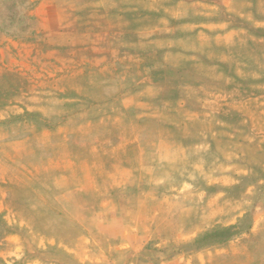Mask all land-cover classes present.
<instances>
[{"label": "rangeland", "instance_id": "obj_1", "mask_svg": "<svg viewBox=\"0 0 264 264\" xmlns=\"http://www.w3.org/2000/svg\"><path fill=\"white\" fill-rule=\"evenodd\" d=\"M131 1L157 10L144 16L132 12L121 22L129 24L131 30L138 29L142 22H147V27L153 22L166 26L187 16L197 23L219 20L224 27L240 32L220 37L218 26L204 28L205 33L195 37L194 57L205 63L186 65L183 61L173 67L163 63L157 70L156 77L163 81L165 91L160 115L164 129L152 133L176 137L184 147L160 146L162 178H157L161 180L157 193L154 188L148 191L147 201L162 199L170 205L171 194L178 195L180 189L185 190L181 197L173 198L176 207L186 205L190 198L193 203L208 197L216 199V213L206 231L236 224L239 230L246 228L249 232L237 242L234 240L239 238L212 248L210 238L195 242L204 231L190 241L176 239L172 251L183 249L195 255L197 262L201 260L197 258L201 249L197 248L203 246L211 250L206 252L209 264L246 263L251 256L264 264V0H247L241 13H226L218 5L212 8L209 0ZM35 7L33 0H0V264H131L132 259L121 250L134 246L126 240L129 235L124 236L130 228L122 225L127 210L123 213L120 205L141 201L138 194L144 184H138L135 178L108 176L111 170L127 164L124 159L128 154L113 152L110 144L115 142L116 146L123 133L101 136V144L108 143L97 147L77 145L94 137L88 133L74 139L78 141L71 150L55 146L54 135L46 126L38 131L49 151L58 147L90 158V164L84 166H76L71 159L61 164L57 160L45 162L40 149L37 158L24 154L26 144L21 138L29 135L26 123H42L43 115L36 108H41L40 99L47 98L50 82L61 72L57 61L50 62L46 55L40 20L33 13ZM158 37L165 42L171 40V34ZM206 41L215 45L210 52L204 49ZM145 56H154L150 46ZM155 56L160 59L159 54ZM222 58V62L216 61ZM214 61V65L206 64ZM211 66L215 71L206 70ZM191 110L195 114L189 115ZM178 156L180 160H172ZM150 164L144 159L131 165L133 170L148 171ZM91 170L99 191L74 192L86 185L81 175ZM149 180L145 179V189L155 179ZM92 201L97 212L87 203ZM114 203L116 209L120 207L118 222L106 214ZM215 206L212 204V208ZM157 228L163 240L172 230ZM124 245L126 248H122ZM146 246L154 247V243ZM118 247L120 252L116 251ZM215 253L226 259L218 260ZM240 257H244L243 262H239Z\"/></svg>", "mask_w": 264, "mask_h": 264}, {"label": "crops", "instance_id": "obj_2", "mask_svg": "<svg viewBox=\"0 0 264 264\" xmlns=\"http://www.w3.org/2000/svg\"><path fill=\"white\" fill-rule=\"evenodd\" d=\"M33 1H36L33 13L37 14L40 20L39 32L44 40L46 55L49 56L50 62L53 60L55 64L57 61L61 72L54 82H50L51 89L46 92L47 98L40 99L43 101L41 108H36L43 115L42 123L27 121L29 135L24 139L21 138L24 141L18 140L26 144L24 154L37 158L36 151L40 149L45 162L57 160L61 164L71 159L70 161L76 166H84L90 164V158L78 153L66 152L68 150L60 151L58 147H53L49 151L39 137L38 131L46 126L50 134L54 135L55 146L71 147V150L78 141L74 139L84 138L88 133L95 138H90L88 143L77 142V145L89 144L97 147L101 144L102 137L110 135L114 137L115 134L123 133L116 146L115 142L110 144L113 152L121 150L128 154L124 159L127 164H122L117 170H111L108 176L135 178L138 184H144L143 191L138 194L141 201L133 205H120L123 213L127 210L122 225L127 229L130 228L126 230L128 232L124 236L129 235L126 240L131 241L134 246L127 245L128 249H121L123 255L127 259H132L131 264H209L210 259L206 252L209 253L211 250L198 251L197 258L201 260L196 262L195 255H190L183 249L172 251L171 247L176 239L190 241L209 228L211 219L216 213L217 200L208 197L201 203L198 201L193 203V198H190V202L187 201L186 205L176 207L173 198L181 197L185 190L180 189L178 195L171 194L170 205L162 199L147 201L148 193L150 194L148 191L154 188V192L157 193L161 181L157 178H162L159 174L161 169L159 159H162L160 146L174 144L184 147L182 141L176 137L164 138L158 132L152 133L153 130L164 129L160 115L163 111L165 91L163 81L156 77V72L161 69L163 63L170 67L182 64L183 61L186 65L205 63L204 60L194 57L195 37L204 34V28L218 26L220 37H231L240 32L236 31L235 27H224L225 25L219 20L212 21L213 23L211 21L197 23L194 19L189 20L187 16L182 21L166 26L153 22V25L150 23L147 27V22H142L138 29L131 30L129 24L122 25L121 22H124L125 18L132 14L144 16L157 12L152 6L141 7L139 1L138 5L131 0ZM209 1L213 3L212 8L218 5L226 13L227 11L241 13L243 3L247 0ZM159 16L155 14L154 17ZM163 33L171 34V40L165 42L162 37H158ZM147 46L152 48L154 56H145ZM203 46L208 52L212 47L215 48V45H210V41L203 42ZM155 54H159L160 59ZM223 60L224 58L216 61L220 63ZM216 63L214 61L206 64ZM206 70L215 71V66ZM193 114L195 111L191 110L189 115ZM100 131L102 132L99 133ZM107 143L108 140L101 145ZM132 155L134 157L130 159ZM179 156L172 160H180ZM144 159H149L151 162L150 170L132 169V163H140ZM93 175L92 170L87 175H81L86 185L81 189H75L74 192L99 191L100 185L92 180ZM145 179H155L151 180L147 189H145ZM188 191L189 189H187L189 197ZM213 200L212 204L215 207L212 208ZM87 203L92 205L91 209L98 211L93 201ZM87 210L88 208L85 207V211ZM119 210L120 207L116 209L114 203L108 206L106 214L110 213L108 217H113L112 220L118 222L117 217H121ZM85 217L89 218V215ZM158 226L170 227L174 231H167V236L165 235L167 238L163 240L160 238L162 233L158 231ZM173 226H176V231ZM242 238L234 241L237 242ZM151 241L154 247H147L146 245ZM119 248L121 247L116 251L120 252ZM122 248H126V245ZM215 254L218 260L226 259V256L221 257L220 253ZM99 256H102L101 250ZM251 258L252 260L240 264H259V260L252 256ZM242 260L244 257H240L239 262H243Z\"/></svg>", "mask_w": 264, "mask_h": 264}, {"label": "trees", "instance_id": "obj_3", "mask_svg": "<svg viewBox=\"0 0 264 264\" xmlns=\"http://www.w3.org/2000/svg\"><path fill=\"white\" fill-rule=\"evenodd\" d=\"M2 218L0 214V224L2 225ZM0 225V227H1ZM249 230H246V228H242L241 230L238 229V226L236 224L229 225L227 227H220V228H214L212 227L209 231H206L205 233L199 235L195 242H200L203 239L210 238V247H216V246H223L231 241H233L236 238L241 237L243 234L248 233ZM199 247V246H198ZM197 249H208L204 248H197Z\"/></svg>", "mask_w": 264, "mask_h": 264}]
</instances>
